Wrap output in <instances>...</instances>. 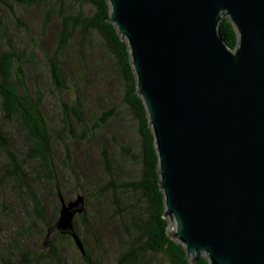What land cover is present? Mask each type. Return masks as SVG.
<instances>
[{"label":"water","instance_id":"obj_1","mask_svg":"<svg viewBox=\"0 0 264 264\" xmlns=\"http://www.w3.org/2000/svg\"><path fill=\"white\" fill-rule=\"evenodd\" d=\"M107 2L152 131L171 238L192 262L264 264V0ZM59 201L54 227L85 255L74 227L84 196Z\"/></svg>","mask_w":264,"mask_h":264},{"label":"trees","instance_id":"obj_2","mask_svg":"<svg viewBox=\"0 0 264 264\" xmlns=\"http://www.w3.org/2000/svg\"><path fill=\"white\" fill-rule=\"evenodd\" d=\"M32 4L46 6L40 24L42 34L51 23L54 13L59 16L57 42L46 57L52 90L62 92L69 88L64 53L70 49L73 38L79 35V46L88 45L92 50L97 48L101 53L100 61L108 65L106 72L112 78L120 79L122 102L137 122L140 139L138 149L132 151L129 147H123V156L130 157L127 177H122V168L117 176L112 175L113 158L102 146L103 169L92 177L93 192L89 189L83 191L85 209L74 218L75 231L85 250V255L78 254L80 263L112 264L113 261V264H153V260L159 257L168 264H209L204 255L192 262L183 246L169 236V222L163 216L164 201L159 187L158 159L152 131L144 104L136 91L128 46L117 33L116 27L108 21L107 0H0V6L11 11L14 5L26 7ZM217 30L225 44L233 49L238 37L226 16L220 18ZM92 73L83 63L73 81L75 97L71 100L60 99V140L67 134L79 141L89 140L96 128L105 125L116 112V106L100 111L92 126L87 125L83 100L89 93ZM0 100L2 119L17 120L25 131L29 145L25 156L21 157L11 149L9 135L0 126V150L6 158L0 178L11 179L23 188L32 201L37 223L47 228L46 232L38 230V235L42 237L41 245L47 246L45 251L38 246L37 249L27 248L21 244L29 234L26 229L36 225L32 220L28 227L18 229L6 241V245L0 246V264H62L59 244L51 240V235L68 239L78 249L70 235L61 234L55 229L56 221L53 224L46 221L42 199L31 185L32 182L46 180L51 182V194L57 204L60 205L59 194L64 198V190L55 176L53 142L50 126L41 108L42 97L39 93L32 95L28 90L21 57L15 52L0 53ZM76 123L82 126L79 131ZM28 160L39 161V169L33 167L34 170L30 169L31 173L28 174L24 169ZM61 163L73 171L69 150ZM77 179L83 183L86 181L81 176H77ZM91 197L93 207L88 209L92 205L89 203ZM48 229L50 232L47 235ZM86 237L90 238L91 244Z\"/></svg>","mask_w":264,"mask_h":264},{"label":"rangeland","instance_id":"obj_3","mask_svg":"<svg viewBox=\"0 0 264 264\" xmlns=\"http://www.w3.org/2000/svg\"><path fill=\"white\" fill-rule=\"evenodd\" d=\"M45 10L46 6L36 4L26 7L14 5L12 11L5 6H0V53L1 51H11L21 57V65L28 90L32 95L39 93L42 97L41 108L50 126L53 142L52 157L55 176L64 190L65 200L69 201L78 193L83 195L85 189L93 192L92 177L99 174L103 169L102 146L113 158L112 175L117 176L122 168V177L126 178L130 157L123 156V147H129L132 151H136L140 139L137 132V122L130 109L122 102L123 89L120 79L118 77L114 79L110 73L106 72L108 65L105 61H100L101 53L97 48L92 50V48H88V45L79 46V35L73 38L70 42V49L64 53L65 71L70 80L69 88L62 92L52 90L46 57L51 53L57 42L60 29L59 16L54 13L51 23L42 34L40 24L45 15ZM83 63L93 72L92 76L90 75L92 83L89 86V93L83 100L87 125L92 126L96 117L100 115V111L116 106V112L105 125L96 128L93 137L89 140L79 141L71 138L68 134L63 140H60L59 138L62 135L60 132L62 125L60 99L71 100L75 97L73 81L77 78ZM0 126L9 135L11 149L24 157L29 146L25 131L17 120H3L1 108ZM75 126L78 131L82 127L78 123ZM68 150L73 171L68 166L64 167L61 163L62 159H66ZM4 162H6V158L0 150V170ZM38 164L39 161L28 160L24 169L26 168L25 171L29 174L30 169L34 170L33 167L39 169ZM77 176L83 177L86 181L83 183L81 180H76ZM31 185L36 194L42 199L46 221L53 224L58 217L60 205L57 204L51 194V182L43 180L36 183L32 182ZM89 200L92 205L87 208L91 209L93 207V197ZM32 205L29 195L22 187H19L11 179L0 178L1 247L6 245V241L18 229L28 227L33 220L36 225L32 226L31 229H26L29 234L26 235L25 241L21 244L27 248L38 246L37 248L45 251L47 246L46 244L41 245L42 237L38 235V230L46 232L47 228L43 224L37 223ZM174 231L175 222L169 221L168 233L170 237H173ZM51 240L59 244L62 264H81L78 257L79 251L73 247L68 239H62L53 234ZM87 240L91 244L89 237ZM153 264L168 263L158 257L153 260Z\"/></svg>","mask_w":264,"mask_h":264}]
</instances>
